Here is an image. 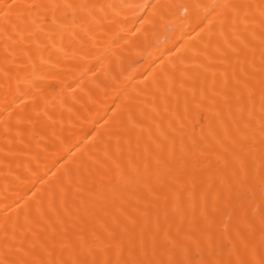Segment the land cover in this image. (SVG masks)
Here are the masks:
<instances>
[{
  "label": "bare ground",
  "instance_id": "bare-ground-1",
  "mask_svg": "<svg viewBox=\"0 0 264 264\" xmlns=\"http://www.w3.org/2000/svg\"><path fill=\"white\" fill-rule=\"evenodd\" d=\"M0 264H264V0H0Z\"/></svg>",
  "mask_w": 264,
  "mask_h": 264
}]
</instances>
